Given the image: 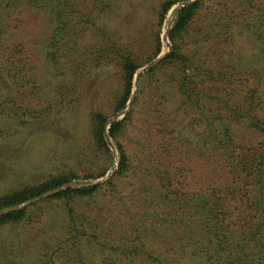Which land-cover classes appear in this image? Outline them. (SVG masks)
<instances>
[{
	"label": "rangeland",
	"instance_id": "rangeland-1",
	"mask_svg": "<svg viewBox=\"0 0 264 264\" xmlns=\"http://www.w3.org/2000/svg\"><path fill=\"white\" fill-rule=\"evenodd\" d=\"M74 1L87 17L70 16L55 46L48 42L57 20L51 23L48 15L25 13L14 32L32 68L0 117V200L50 179L69 180L0 210L23 211L21 218L0 223V264H73V257L81 264L85 258L71 249L67 226L73 220L122 225L127 233L126 225H148V197L158 177L146 169L159 162L170 170L179 165L177 135L203 133L213 117L228 114L237 126L234 119L246 109L264 122V0ZM197 1L195 17L174 31L178 9ZM125 50L138 67L129 98L117 111L122 77L113 57ZM175 54L173 62H163ZM192 63L201 69L193 70ZM222 71L228 79L219 78ZM96 115L104 118V143L93 136ZM193 117L202 123L196 127ZM115 122L121 125L114 138L109 128ZM238 126L242 143L263 133L248 119ZM244 134L250 136L242 140ZM119 149L127 157L126 175L118 172ZM181 169L190 191L223 181L217 165L197 154H188ZM82 185L99 187L90 196H55Z\"/></svg>",
	"mask_w": 264,
	"mask_h": 264
},
{
	"label": "trees",
	"instance_id": "trees-1",
	"mask_svg": "<svg viewBox=\"0 0 264 264\" xmlns=\"http://www.w3.org/2000/svg\"><path fill=\"white\" fill-rule=\"evenodd\" d=\"M171 3L162 5L163 14ZM198 4L197 1L178 9L174 31H181L187 26L195 17ZM25 13L48 15L51 23L53 18L57 20V27L48 42V45L52 42L54 46L56 38L62 34V25H67L70 16L71 20L78 15L87 17L74 0H0V117L4 112V103L15 99V86L20 85L22 80L29 82L31 78L28 72L32 67L27 68L21 56L24 43L17 41V33H14L20 32L21 15ZM226 34L224 31L219 35ZM125 52L116 51L113 57L122 77L117 111L123 109L129 98L132 76L138 67ZM175 57L176 54L168 55L163 62L171 63ZM201 66V63L191 64L196 71ZM218 75L220 79H228L223 71ZM250 112L251 109H246L244 115L234 119L237 126L229 123L228 114L225 118L213 117L203 133L177 135L179 151L183 156L179 165L170 170L159 162L155 169H146L152 177H158L152 180L151 196L146 207L149 224L126 225L127 233H124L122 225H75L73 220L74 225L67 226L66 238L71 249H77L74 254L83 255L88 264H264V122L252 117ZM218 119L222 121L214 122ZM245 119H248L249 126L263 132L253 133L256 137L254 143L237 140L241 139L237 134L241 130L238 125ZM192 120L196 122V127L202 123L200 117H193ZM103 123L102 115H96L93 136L98 143H104ZM120 125V122H115L110 126L111 137H116ZM249 136L244 134L242 140ZM191 140L193 147L190 146L192 143H188ZM188 154H197V157L209 159L217 165L221 177L223 174V181L206 189L190 191V182L180 174ZM126 161L125 152L119 149L118 172H126L125 175L129 171ZM161 174L163 177H159ZM68 180L50 179L16 191L0 200V210L10 209L58 188ZM98 187H72L55 196H90ZM22 214V210L2 213L0 223L19 219ZM85 260L82 258L81 264H85ZM72 261L76 264L74 257Z\"/></svg>",
	"mask_w": 264,
	"mask_h": 264
},
{
	"label": "water",
	"instance_id": "water-1",
	"mask_svg": "<svg viewBox=\"0 0 264 264\" xmlns=\"http://www.w3.org/2000/svg\"><path fill=\"white\" fill-rule=\"evenodd\" d=\"M190 2H191V1H189V2H187V3H190ZM187 3H186V4H187ZM58 189H59V188H58Z\"/></svg>",
	"mask_w": 264,
	"mask_h": 264
}]
</instances>
